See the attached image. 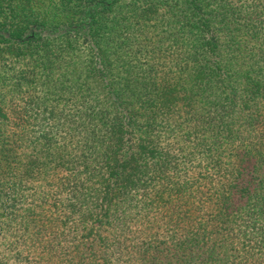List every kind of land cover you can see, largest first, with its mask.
Instances as JSON below:
<instances>
[{
	"label": "trees",
	"instance_id": "obj_1",
	"mask_svg": "<svg viewBox=\"0 0 264 264\" xmlns=\"http://www.w3.org/2000/svg\"><path fill=\"white\" fill-rule=\"evenodd\" d=\"M246 6L0 0V61L31 67L0 78V264H264V0Z\"/></svg>",
	"mask_w": 264,
	"mask_h": 264
},
{
	"label": "rangeland",
	"instance_id": "obj_2",
	"mask_svg": "<svg viewBox=\"0 0 264 264\" xmlns=\"http://www.w3.org/2000/svg\"><path fill=\"white\" fill-rule=\"evenodd\" d=\"M258 1L260 0H233V2L236 3V5H245V7H247L246 5H255L258 3ZM159 2V1H158ZM252 9V8H251ZM238 14V13H237ZM154 20H152V22L150 24H153ZM6 58V57H5ZM5 58L1 59L0 61V78L5 77L6 75H11L12 73H20L21 71H27V73H29V71L31 70V67H28L26 64L27 62H29V58L27 57H13V56H9L6 58V60H4ZM145 60L141 59L140 65L144 64ZM164 75V82L166 84V87L169 86H175L179 85V84H184L186 82H188V80H182L179 78V76L177 74H163ZM191 76L188 75V79ZM211 90V88L208 89V91ZM6 91H8V87L5 86L3 83H0V95L6 93ZM218 90L216 89L214 91V94L217 95ZM8 96H6V100L9 101L10 104H12V106H15L16 108H18L16 105H24L25 102L28 100L27 96H25V98L21 99V96H16V94L9 93L6 94ZM17 121H18V125L19 127L23 128V129H27L28 130V135L31 139H37L38 137L41 136V133L43 132V130H46L47 126L45 121H40V120H35L33 118L29 119V122L24 121V118H19L17 117ZM25 122H27L28 128L24 126ZM45 123V124H44ZM50 125L53 123H49ZM15 130V129H14ZM13 129L10 128H5V135H9V138L12 140L13 144L11 147L16 148L19 153L22 152L21 150V145L22 143H17L19 141H17L16 135L14 133ZM16 132V130H15ZM195 165H197L198 163H194ZM208 179L213 178L215 181H220L223 179L224 174L222 172H217L214 173V171H212L209 175ZM28 189L31 191L30 187H28ZM152 189L155 190L154 186L152 185ZM239 204V199L238 200H231L230 202H228L229 205V210L230 212H236L237 211V205ZM2 205V204H1ZM0 205V206H1ZM3 215V217H2ZM6 217L4 216V210L2 208H0V223L5 224L6 221ZM151 224L152 225V220ZM8 223V222H7ZM6 231H1L0 228V252L3 251V248H5L4 246H10L13 244V237H14V232H11V230H8L7 228H4ZM162 232V231H161Z\"/></svg>",
	"mask_w": 264,
	"mask_h": 264
}]
</instances>
